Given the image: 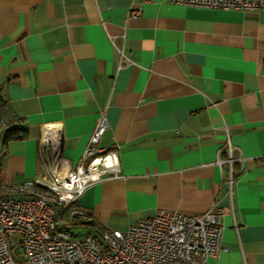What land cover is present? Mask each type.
Segmentation results:
<instances>
[{"label":"crops","instance_id":"0c3cea01","mask_svg":"<svg viewBox=\"0 0 264 264\" xmlns=\"http://www.w3.org/2000/svg\"><path fill=\"white\" fill-rule=\"evenodd\" d=\"M101 113L108 128L98 146L118 147L122 177L61 208L67 228L124 232L159 210L200 215L216 204L225 251L208 264H264V10L0 0V132H27L0 140V182L40 176L55 130L61 167L75 168Z\"/></svg>","mask_w":264,"mask_h":264},{"label":"built area","instance_id":"2783aa9c","mask_svg":"<svg viewBox=\"0 0 264 264\" xmlns=\"http://www.w3.org/2000/svg\"><path fill=\"white\" fill-rule=\"evenodd\" d=\"M144 3L148 0H142ZM184 6L213 10L261 11L264 0H171ZM130 12V17L139 16ZM119 63H129L117 48ZM3 125V124H2ZM108 128L104 113L97 119L79 164L62 168L60 132H48L42 173L20 185L0 182V264H208L225 251L221 246L225 211L216 204L200 215L159 210L127 231L104 229L98 236L73 237L61 208L76 204L83 193L105 178L122 177L117 146L100 148ZM226 183L231 195L235 181L229 140ZM221 165L222 161L217 162ZM80 215L72 211L70 216ZM235 229L237 226L235 224Z\"/></svg>","mask_w":264,"mask_h":264},{"label":"trees","instance_id":"16d2710c","mask_svg":"<svg viewBox=\"0 0 264 264\" xmlns=\"http://www.w3.org/2000/svg\"><path fill=\"white\" fill-rule=\"evenodd\" d=\"M27 137V132L22 129L19 125L12 126L7 125L6 127L2 128L0 132V140L3 145H6L7 143L11 141H17V140H24ZM93 226L92 230H96L95 224H91ZM66 229L69 230V228L66 227Z\"/></svg>","mask_w":264,"mask_h":264},{"label":"rangeland","instance_id":"374dc122","mask_svg":"<svg viewBox=\"0 0 264 264\" xmlns=\"http://www.w3.org/2000/svg\"><path fill=\"white\" fill-rule=\"evenodd\" d=\"M69 231H70V233H71V235L73 236V237H76V238H80V237H83L84 235H86L87 233H86V231H85V229H82V228H80V227H70L69 228ZM90 234H95V235H99L96 231H94V232H91Z\"/></svg>","mask_w":264,"mask_h":264},{"label":"water","instance_id":"95a60500","mask_svg":"<svg viewBox=\"0 0 264 264\" xmlns=\"http://www.w3.org/2000/svg\"><path fill=\"white\" fill-rule=\"evenodd\" d=\"M61 147H62V143H61Z\"/></svg>","mask_w":264,"mask_h":264}]
</instances>
